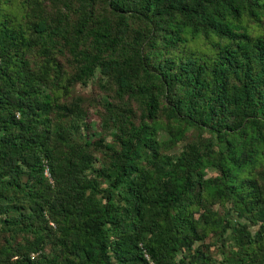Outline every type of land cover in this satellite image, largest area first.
<instances>
[{"label":"trees","instance_id":"trees-1","mask_svg":"<svg viewBox=\"0 0 264 264\" xmlns=\"http://www.w3.org/2000/svg\"><path fill=\"white\" fill-rule=\"evenodd\" d=\"M0 264H264V0H0Z\"/></svg>","mask_w":264,"mask_h":264},{"label":"rangeland","instance_id":"rangeland-1","mask_svg":"<svg viewBox=\"0 0 264 264\" xmlns=\"http://www.w3.org/2000/svg\"><path fill=\"white\" fill-rule=\"evenodd\" d=\"M92 121H94L93 119H91Z\"/></svg>","mask_w":264,"mask_h":264}]
</instances>
